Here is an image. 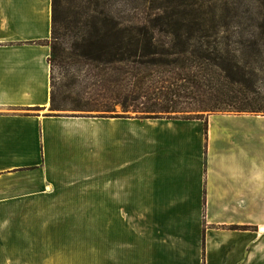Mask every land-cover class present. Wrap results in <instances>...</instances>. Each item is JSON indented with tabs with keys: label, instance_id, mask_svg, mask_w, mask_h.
<instances>
[{
	"label": "crops",
	"instance_id": "obj_1",
	"mask_svg": "<svg viewBox=\"0 0 264 264\" xmlns=\"http://www.w3.org/2000/svg\"><path fill=\"white\" fill-rule=\"evenodd\" d=\"M51 35L52 0H0V210L103 194L105 232L78 264H264V113L214 112L207 128L53 114ZM21 239L0 234V264L50 252L6 244Z\"/></svg>",
	"mask_w": 264,
	"mask_h": 264
},
{
	"label": "trees",
	"instance_id": "obj_2",
	"mask_svg": "<svg viewBox=\"0 0 264 264\" xmlns=\"http://www.w3.org/2000/svg\"><path fill=\"white\" fill-rule=\"evenodd\" d=\"M140 1L52 0L51 110L120 105L206 128L214 112H264V0H245V11L223 8L230 0H167L145 17ZM56 65L78 66L63 100Z\"/></svg>",
	"mask_w": 264,
	"mask_h": 264
},
{
	"label": "rangeland",
	"instance_id": "obj_3",
	"mask_svg": "<svg viewBox=\"0 0 264 264\" xmlns=\"http://www.w3.org/2000/svg\"><path fill=\"white\" fill-rule=\"evenodd\" d=\"M227 0H224L226 2ZM237 4L233 5L232 0L223 8H234L240 11H245L248 5L241 0H235ZM248 2V1H247ZM160 3H167V0H141L140 1V16H147L148 13L155 14L157 9L155 6ZM177 5L169 4V10L173 11ZM66 41L68 37L64 38ZM78 66L60 67L56 65L54 71V81L58 99L63 100L67 97L69 89L66 85L71 84L73 74H76ZM264 78V73H261ZM261 91L264 92V80L260 84ZM65 108L52 110L53 114L66 116H83L103 118L107 116H144L146 113L136 112L133 110L124 111L120 105H117L114 112L102 111H82L73 108L70 102ZM209 112H203L205 115ZM264 112H259L262 114ZM9 196V195H5ZM51 200V199H50ZM60 209H38V210H0V234H18L26 235L33 239L28 243L27 240H12L9 243L11 246H16L24 250L26 246L31 244L33 251L49 250L42 259L41 264H78L76 258L72 256L75 250L87 249L88 239L93 235H103L104 228V207L103 194H97V202L95 204H77L63 203L56 204ZM56 253L58 257H53L52 253ZM36 264L38 261H35Z\"/></svg>",
	"mask_w": 264,
	"mask_h": 264
}]
</instances>
